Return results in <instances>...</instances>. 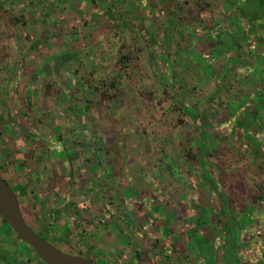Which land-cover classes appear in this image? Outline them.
I'll use <instances>...</instances> for the list:
<instances>
[{
    "label": "rangeland",
    "instance_id": "1",
    "mask_svg": "<svg viewBox=\"0 0 264 264\" xmlns=\"http://www.w3.org/2000/svg\"><path fill=\"white\" fill-rule=\"evenodd\" d=\"M95 3L117 20L128 21L139 34L110 29L101 15L70 14L48 0H0V115L9 113L12 118L1 127L0 173L18 196L26 222L43 239L95 264H124L123 260L113 261L102 245L93 241L87 245L86 239L75 233L85 227L96 228L91 216L74 204L80 200L89 204L93 197L82 191L81 198L74 195L63 201L69 170L86 176L87 167L92 172L96 169L86 157L98 160L105 153L99 172L104 173V165L109 164L115 180L106 175L103 183L96 181L99 204L91 203L92 213L106 210L104 205L117 210L119 203L104 190L105 185L114 189V182L117 194L126 198L124 209L132 210L140 203L150 208L154 218V207L158 208L181 243H186L187 236L192 238L190 247L184 249L194 260L198 250L192 247L193 239L201 243V230L208 234L209 224L222 217L214 213L221 205L219 199L207 200L211 195L197 160L186 157L187 152L200 157L199 130L205 136L210 186L215 197L221 195L231 204L237 218L251 206L252 192L262 188L263 184H257L264 182V151L257 147L255 137L222 136L223 130L240 122L235 118V99L228 105L224 97L225 92L238 91L230 73L233 69L225 70L207 50L201 23L207 17L192 9V1L155 0V7L147 0ZM194 15L201 22L194 20ZM59 18L67 21L55 27L52 22ZM149 38L158 45H150ZM205 52L210 56H202ZM124 57L127 68L122 71L119 64ZM66 68L75 70L80 92L74 100L62 98L65 108L60 104L59 112L45 113L60 96ZM226 80L229 89L223 87ZM111 82L116 83L115 88L109 87ZM257 126L259 123L252 128ZM256 138L264 140V136ZM38 159L36 171L41 177L31 172L26 177L14 163L19 160L33 167ZM55 190L59 195L50 199ZM64 215L69 217L67 221ZM201 220L203 229L192 225L203 223ZM141 221L145 222V217L134 225L144 234ZM210 227L220 228L219 220ZM231 247V243L223 245L226 262ZM209 249L222 255L215 246ZM0 264H43L2 220Z\"/></svg>",
    "mask_w": 264,
    "mask_h": 264
},
{
    "label": "crops",
    "instance_id": "2",
    "mask_svg": "<svg viewBox=\"0 0 264 264\" xmlns=\"http://www.w3.org/2000/svg\"><path fill=\"white\" fill-rule=\"evenodd\" d=\"M189 1L195 3L192 4V9L200 11V14L204 13V16L207 17L206 20L201 22V18L198 16L199 21L205 27L206 33L203 37H205L207 50L211 52L213 58H217L219 65L224 66L225 70L233 69L232 72H228L234 74L232 79L238 91L234 93L225 92L224 97H226V104L228 105L233 101L232 99H235L234 104L238 106V110H234L237 114L235 118L236 121L240 122L238 126L236 124V128L233 130L231 128L223 130L222 136L255 137L256 141L254 142H256L257 147L264 151V140L256 138L264 136V0ZM179 4L181 5V3ZM194 17L196 16L194 15ZM205 53L202 56H210V54ZM230 73H227V77L230 76ZM227 80L223 81L225 89H229L230 86V80ZM256 123H259V126L254 130L252 126ZM257 185H262V188H258V192H252L253 194L249 197L251 206L244 210L240 218H237L231 204L223 196L215 197L216 193H211L209 187H207L208 195H211L207 199L208 202L209 200L212 201L211 197H214V200L219 199L221 203L214 210V213H218L215 216H222L216 219L219 220L221 227L216 228V230L211 229L210 226L216 223L214 218V221L209 224L208 234L201 230L204 235L201 243L193 239L192 247L198 250L196 253L197 258L194 260L190 258L193 254L191 252L187 253V250L184 249L190 247L192 238L187 236L186 243H181L173 233L174 238L181 243L185 251L181 254L169 256L170 250L165 248L162 254L164 257L169 256L170 261L168 263L161 261L160 264H228L229 260L226 262L222 257L224 253L223 245L230 243L227 236L230 228L234 231L233 243L236 256L233 261L230 260L229 262L231 264H264V182ZM67 189L68 187L65 188L64 202L70 201L72 198L69 196ZM57 195H59L57 190L51 192L50 199H54ZM127 199L130 201L132 196L128 195ZM124 203L125 206L120 209L117 208V210L114 208L103 210L101 207L102 209H98L94 213L91 211V219L93 220L91 223L95 224L96 228L92 230L85 227L81 231H75V233L77 235L80 233V239H86L87 245H90L89 241L96 242L100 247L102 245L109 250L112 260L117 263L123 260L124 264H132L133 260L136 264H152L153 254H159L160 249L166 246V240L161 236V230L156 226L157 224L151 227L152 222L148 221V216L150 220L152 218L149 214L150 208L143 211V209L137 208L139 203H136L134 204L136 210L133 211L134 208L126 210L124 208L127 207V202ZM138 209L142 211L140 212ZM220 209L227 212V214L219 211ZM125 216L128 217L126 221ZM144 217L145 222H141L145 227V233L142 234L134 223ZM68 218L67 215H64V221H67ZM147 222H150L149 226ZM194 224L196 223L192 225L195 226ZM200 224L205 225L204 222ZM171 230L173 231L172 228ZM150 238L154 239L153 243L150 242ZM212 246L220 250L222 255L213 253L209 249ZM137 249L142 253V255L140 254L142 257L140 260L135 256ZM208 258L210 259L208 260ZM191 259L193 262H191Z\"/></svg>",
    "mask_w": 264,
    "mask_h": 264
},
{
    "label": "trees",
    "instance_id": "3",
    "mask_svg": "<svg viewBox=\"0 0 264 264\" xmlns=\"http://www.w3.org/2000/svg\"><path fill=\"white\" fill-rule=\"evenodd\" d=\"M8 1L12 2L13 0H8ZM48 1L50 3H53V4L57 5V6L63 7L70 14H76V15H80V16H83V17H87V16H90L91 14H95V13L98 14V15H101L109 23L110 29L131 30L136 35L139 34L138 30L132 28L131 24L128 21L117 20L110 13L104 11L102 8H99L96 5L95 0H70L69 2H66V3H61L59 0H48ZM163 1H168V0H163ZM147 2L152 3L153 7H155V0H147ZM194 20H196V21L199 20V17L198 16L194 17ZM66 21L67 20H65L64 18H59L58 20L53 21L52 23L54 24L55 27H59V24H61V22L65 23ZM148 41H150V45H152V44H157L158 45L157 41L155 39H153V38H149ZM127 60H128L127 57H124L121 60V64H119L120 70L123 71V69L127 68V66H126L127 65L126 61ZM62 72H63L62 73V77H61V81L62 82H61V85H60L59 90H58L60 92V96L57 97L56 99H54V101L51 102V106L49 107L50 109L45 108V110H44L45 113H46V110L47 111L58 110L57 112H59L60 109H58V106L61 104L60 107L61 108L63 107L62 106L63 105L62 104L63 103V101H62L63 99L62 98H65L68 101L69 100H74V97H76V94L78 92H80V88L76 86V79L74 78L75 70H72L71 68H66ZM101 83H102V85L105 84L103 82H101ZM92 84H94V83H89L88 85L90 86ZM109 87L115 88L116 87V83L115 82H111L109 84ZM63 108H65V107H63ZM180 108H181V110L183 109L182 107H180ZM182 111L184 113H186L185 110H182ZM188 116H190V115H188ZM56 117H59V116H56ZM194 120H195V124H197V126H198L199 125L198 120H196V119H194ZM11 121H12V118L10 117L9 113L0 115V133L3 132L2 128H1L2 124L8 125L9 123H11ZM231 126H232L231 130L236 128V124L235 123H232ZM199 133H200L201 140H202L201 144L197 147L198 150H199L200 157L197 159L196 155L190 156L189 152L186 153V157L189 158V159L195 160V161L197 160V162H198V164L200 166V173H201V177H202L203 183L206 184L209 187L210 192L213 193L214 192L213 188L210 186L212 182L210 180L209 172L207 171V164H206V162L204 160V157H205L204 155H205V152H206V149H207V147H205V144H203V141L205 140V136L203 134V130L202 129L199 130ZM93 159L94 158L91 155L89 157H86V161L92 163L94 165V167L96 168L94 172H92V170L87 167L88 171H87L86 176H82V175H79L76 171H73L71 173V171L69 170V173H68V175H69L68 177L69 178H68V184H67V187H68L67 192H68V194H70L69 196L72 197V199H73L74 195L80 196V198H81V195H82L81 192L82 191H87L88 196H92L93 197V199L90 198V201H92V202H90L89 204H88V202H86V201L84 202V201H81V200L80 201H75V203H74L75 204V208L77 210L85 212L86 214H88L90 216L92 215V213H91L92 204L93 203L99 204V200H98V196H97L98 192L96 191V189L94 187L97 184L96 181L99 179V181L101 183H103V178L106 175L110 176L113 180H115V175H114L115 173L110 171L109 164L104 165L106 167L104 173H100L99 172L100 167L103 166L102 162L106 160V154L105 153L100 155V157H98V160H93ZM37 162L38 163H35L33 167L27 166V165H23L22 162H19V160H17V161L15 160L14 163L17 164L19 169H21L23 172H26V173H24L26 177L28 176L27 172H31V173H34V174L36 173L37 176L41 177L39 172L36 171V169L39 166V159H38ZM10 186L12 187V185H10ZM113 186H114V189H111L112 187L105 185L104 186L105 187L104 190H105V193L109 194L110 198H113V201H117V203H119L117 207H118V209H120V208L123 207L120 203L121 202L124 203V200L126 201V198L124 199L123 196H122V193H120V192H119V194H117V192H116L117 184H114V182H113ZM73 189H75V191H73ZM104 190L102 189V191H104ZM113 203H115V202H113ZM138 205H141V204L139 203V204H137V206ZM104 207H105L106 210L109 209L107 205H104ZM137 208L143 209V211H147L148 206H140V207L138 206ZM21 209H23L22 205H21ZM154 209H155L156 216L154 218L152 217L151 220H150V218L148 216V221H151L152 224H157L156 226H161L160 227L161 236L163 237L164 240H166L165 241L166 242V246H163V249H160V252H159L158 255L157 254L156 255L153 254L152 257H154V258H153L152 264H160L161 261H164L165 263H168L170 261V257L169 256H172V254H181L185 250L182 248L181 243L176 241V239L174 238L173 231L169 227L168 221L165 218H163L162 212L158 208L156 209L154 207ZM157 219H158V222L156 221ZM0 220L3 221L1 216H0ZM147 223L149 224L150 222H147ZM5 225L18 238V236L15 234V232L6 223H5ZM194 225L196 226L197 224H194ZM197 226L202 228V224H199ZM191 229H193V228H191ZM34 231L38 235V233H37L38 231L37 230H34ZM227 236L229 237V239H228L229 242L232 244V247L229 248L230 253L228 255V260L229 261L230 260L233 261L235 256H236V254H235L236 250H235V246H234V243H233L234 231L229 229V231L227 232ZM165 248H169V250H170V255L167 256V257H164L163 254H162L165 251ZM63 252H65V251H63ZM66 253H68V252H66ZM69 254H71V253H69ZM34 255H36V254L34 253ZM77 256L83 257L82 255H77ZM135 256H137L139 259L141 257V255L138 252H135ZM83 258H85V257H83ZM89 261H91V260H89ZM91 262L93 263V261H91Z\"/></svg>",
    "mask_w": 264,
    "mask_h": 264
},
{
    "label": "water",
    "instance_id": "4",
    "mask_svg": "<svg viewBox=\"0 0 264 264\" xmlns=\"http://www.w3.org/2000/svg\"><path fill=\"white\" fill-rule=\"evenodd\" d=\"M0 216L43 264H94L86 258L59 250L50 242L37 235L26 222L16 193L1 174Z\"/></svg>",
    "mask_w": 264,
    "mask_h": 264
},
{
    "label": "flooded vegetation",
    "instance_id": "5",
    "mask_svg": "<svg viewBox=\"0 0 264 264\" xmlns=\"http://www.w3.org/2000/svg\"><path fill=\"white\" fill-rule=\"evenodd\" d=\"M209 218H210V214H209ZM136 257H137V256H136ZM137 258H138V257H137ZM140 259H141V258H140ZM140 259H139V260H140Z\"/></svg>",
    "mask_w": 264,
    "mask_h": 264
}]
</instances>
